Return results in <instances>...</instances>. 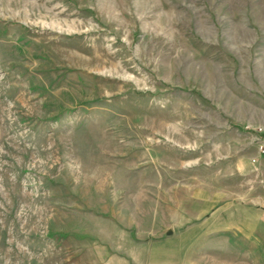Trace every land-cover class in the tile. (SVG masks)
Returning <instances> with one entry per match:
<instances>
[{"label": "rangeland", "instance_id": "obj_1", "mask_svg": "<svg viewBox=\"0 0 264 264\" xmlns=\"http://www.w3.org/2000/svg\"><path fill=\"white\" fill-rule=\"evenodd\" d=\"M262 146L264 0H0V264H108L195 177L264 207Z\"/></svg>", "mask_w": 264, "mask_h": 264}, {"label": "crops", "instance_id": "obj_2", "mask_svg": "<svg viewBox=\"0 0 264 264\" xmlns=\"http://www.w3.org/2000/svg\"><path fill=\"white\" fill-rule=\"evenodd\" d=\"M164 206L163 235L149 238L158 232L153 226L135 236L126 234L121 252L115 240L114 260L109 257L108 264H235L234 238L258 247L262 241L264 207L216 182L195 177Z\"/></svg>", "mask_w": 264, "mask_h": 264}, {"label": "built area", "instance_id": "obj_3", "mask_svg": "<svg viewBox=\"0 0 264 264\" xmlns=\"http://www.w3.org/2000/svg\"><path fill=\"white\" fill-rule=\"evenodd\" d=\"M260 151L261 152H264V147L263 146L260 148Z\"/></svg>", "mask_w": 264, "mask_h": 264}]
</instances>
